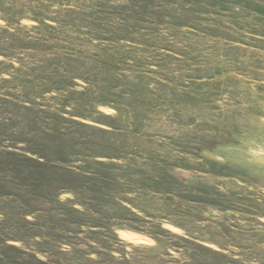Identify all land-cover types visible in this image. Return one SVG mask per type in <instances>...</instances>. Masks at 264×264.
<instances>
[{"label": "rangeland", "instance_id": "obj_1", "mask_svg": "<svg viewBox=\"0 0 264 264\" xmlns=\"http://www.w3.org/2000/svg\"><path fill=\"white\" fill-rule=\"evenodd\" d=\"M0 264H264V0H0Z\"/></svg>", "mask_w": 264, "mask_h": 264}, {"label": "bare ground", "instance_id": "obj_2", "mask_svg": "<svg viewBox=\"0 0 264 264\" xmlns=\"http://www.w3.org/2000/svg\"><path fill=\"white\" fill-rule=\"evenodd\" d=\"M126 236L129 239L134 240V241H140V240L144 239V236H142L141 234L136 233V232H127Z\"/></svg>", "mask_w": 264, "mask_h": 264}]
</instances>
